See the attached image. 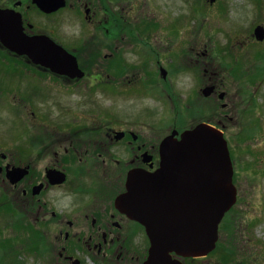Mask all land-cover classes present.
<instances>
[{
  "label": "flooded vegetation",
  "instance_id": "af4514ba",
  "mask_svg": "<svg viewBox=\"0 0 264 264\" xmlns=\"http://www.w3.org/2000/svg\"><path fill=\"white\" fill-rule=\"evenodd\" d=\"M123 1L132 0H0V30L6 39L19 46L28 42L39 48L60 46L75 57L83 72L79 77L54 73L42 64L53 60L33 61L0 40V66L13 67L9 74H0V88L8 87L0 92V105L21 111L23 126L18 136L0 144V214L11 216L4 229L8 234L1 236L0 243L24 242L25 249L20 245L11 250L18 264H25V257L31 258V264H144L148 257L144 228L119 199L127 192L130 171L156 170L164 136L101 116L95 109L75 110L72 99L85 91L120 94L124 32L134 33L131 47H151L153 26H136L135 6L132 11ZM140 11L144 18L145 11ZM245 37L247 42L260 43L252 35ZM152 60L135 61L134 89L139 78L146 86L153 82L154 74L148 68L143 71L154 65ZM201 69L192 93L209 88L208 103L219 100L223 111H228L208 121L222 128L237 125L239 112L247 107L245 100L241 102V94H236V101L231 93L237 91L224 88L216 72ZM29 79L57 88L59 97L35 103L39 94L31 88L34 83L25 86ZM172 258L182 264L203 260Z\"/></svg>",
  "mask_w": 264,
  "mask_h": 264
},
{
  "label": "rangeland",
  "instance_id": "374dc122",
  "mask_svg": "<svg viewBox=\"0 0 264 264\" xmlns=\"http://www.w3.org/2000/svg\"><path fill=\"white\" fill-rule=\"evenodd\" d=\"M219 1L216 0L215 4L210 6L207 0H157L158 6H152V8H149L151 0L123 1L122 4H129L132 11L134 6L139 10L135 9L133 14L138 17L137 19L133 17L136 26L148 27L146 26L149 24L148 18H154L150 38L151 47L154 50L151 51L150 46L146 49L131 47L132 39L127 32H124L120 54L122 62L125 61L127 66L133 67L137 59L154 58L155 61H151L154 65H146L143 70L147 71L148 68L149 73L154 74L153 82L147 83V86L141 84L147 88L134 92V71L131 68L123 75V80H130V82H123L124 85L118 96H103L104 93L100 91L95 93L85 91L84 94L75 95L72 98L75 100V110L81 109L82 106L91 110L95 109L101 116L115 117V120H120L143 132L153 130L154 136L161 135L163 130H159L160 127L165 128V133L162 134L165 136L170 133L173 126L191 127L201 121L212 120L216 114L220 113V103L216 104L210 99L212 101L210 105L207 101L209 98L201 95L200 91L197 96L195 92L192 93L197 84L193 70L195 71L197 67L198 74L201 68L205 67L209 71L216 72L218 81L220 82V79L223 81L224 88L237 91L231 93L236 101H238L237 95L241 94L239 96L241 102L255 100L257 105L263 106L264 70L260 78L252 77L251 81L254 83L247 85L246 88L241 85L238 87V82L236 84L232 81L230 75L232 74L231 63L233 65L236 62L245 63V67L243 66L239 74L242 78L257 73V69L258 71L260 69L257 64H264V42L262 47L245 42L247 40L245 36L252 35V32L248 34L246 32L250 29L253 31L255 28L253 26H264V0H221L223 2L218 5ZM152 5L155 3L152 2ZM203 5L209 6V9H205ZM199 6H203V11L198 9ZM239 6L243 8L237 10ZM140 10L145 11L144 20L140 18ZM197 13L203 14V17L199 18L201 21L199 19L196 23L187 21L193 16L197 17ZM178 14L186 16L187 20L183 16L179 17L177 22H173L172 20L177 18ZM167 16L172 20L167 21ZM192 23L194 24L191 25ZM139 36L147 37V34ZM152 38H155L157 42H153ZM106 48L105 46L103 50ZM255 53L260 54L256 59ZM80 57L83 61V55ZM120 67L121 64H119ZM156 70L167 73L164 80L156 77ZM12 71L13 67L10 69L0 66L1 75ZM135 72L140 73L138 69H135ZM230 83L234 84L231 86ZM2 86L3 83L0 81V87ZM25 86L27 88L32 86L34 92L39 94L34 100L35 103L42 98L57 99L59 97L57 88L43 85L36 79H29L25 82ZM7 88L4 87V89ZM3 90L0 88V92ZM61 99L63 103H66V99ZM206 106H210V113H208L209 108L205 109L206 113L203 111L202 115L196 113L200 107L204 110ZM256 108L258 110V107ZM111 120L114 121V118ZM23 121L28 119L25 118ZM241 124L242 120H239L238 125L234 126L235 129L231 130L233 135L236 134L235 140L243 144H239L236 160L238 165H236L235 184L239 198L238 204L221 221L219 230L222 231L218 241L220 246L202 264H264V124L262 123L261 130L259 121L251 123V128L257 133L254 138L246 137L242 130H238ZM22 128L21 111L0 105V144H3L8 137H15V134L18 136ZM5 214H0L2 217L0 236L8 234L4 229L10 222L11 216ZM16 242L12 244V250L20 248V245L22 250L25 249L24 242ZM0 248L5 249V244L0 243ZM2 252L0 249V253ZM1 256L0 264H12L11 254H8L5 260H2ZM24 259L25 264H31V258Z\"/></svg>",
  "mask_w": 264,
  "mask_h": 264
},
{
  "label": "water",
  "instance_id": "95a60500",
  "mask_svg": "<svg viewBox=\"0 0 264 264\" xmlns=\"http://www.w3.org/2000/svg\"><path fill=\"white\" fill-rule=\"evenodd\" d=\"M255 32L263 33L260 28ZM5 34L0 30L1 42L11 46ZM18 44L12 49L33 61L44 60L42 49L29 42ZM66 57L57 52L55 59ZM52 62L55 67L49 66L58 72L71 73L70 65L76 68L74 62ZM174 134L160 145L158 169L129 179L123 203L144 226L149 239V257L144 264H180L171 260L170 253L206 256L215 248L221 219L236 200L232 165L221 134L206 125L183 132L179 139Z\"/></svg>",
  "mask_w": 264,
  "mask_h": 264
}]
</instances>
